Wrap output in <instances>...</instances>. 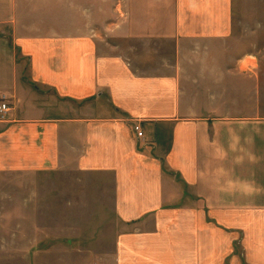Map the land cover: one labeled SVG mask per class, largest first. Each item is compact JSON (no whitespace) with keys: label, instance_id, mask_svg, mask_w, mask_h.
Returning <instances> with one entry per match:
<instances>
[{"label":"crops","instance_id":"crops-1","mask_svg":"<svg viewBox=\"0 0 264 264\" xmlns=\"http://www.w3.org/2000/svg\"><path fill=\"white\" fill-rule=\"evenodd\" d=\"M160 1L104 39L80 0H0V173L110 174L136 264H242L236 241L264 264V118L229 1Z\"/></svg>","mask_w":264,"mask_h":264},{"label":"rangeland","instance_id":"rangeland-1","mask_svg":"<svg viewBox=\"0 0 264 264\" xmlns=\"http://www.w3.org/2000/svg\"><path fill=\"white\" fill-rule=\"evenodd\" d=\"M80 1L81 17L87 24L88 13L95 12V26L104 39H110L103 34L109 18L119 27L126 25V14L136 6H153V0H140L142 4H135L138 0ZM228 1L233 13L232 43L254 65L250 74L255 79L256 116L264 118V0ZM64 3L65 9L71 7V0ZM153 9L172 11L173 0L155 3ZM150 215L135 221L146 224L142 231L153 230ZM134 228L115 211L110 174L63 172L54 165L37 173H0V264H136L126 253L129 243L125 245L130 235L135 236ZM234 250L242 264H251L238 241ZM222 264H231L230 257Z\"/></svg>","mask_w":264,"mask_h":264},{"label":"built area","instance_id":"built-area-1","mask_svg":"<svg viewBox=\"0 0 264 264\" xmlns=\"http://www.w3.org/2000/svg\"><path fill=\"white\" fill-rule=\"evenodd\" d=\"M8 110V106L6 103H3L0 107V112H1V118H4L5 117V113L7 112ZM134 129L138 135V137H143L144 136V131L141 127V125L139 124H135L134 125Z\"/></svg>","mask_w":264,"mask_h":264}]
</instances>
